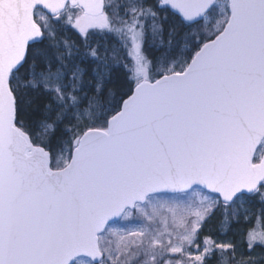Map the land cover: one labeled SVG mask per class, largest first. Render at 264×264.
Returning a JSON list of instances; mask_svg holds the SVG:
<instances>
[{"label":"snow or ice","instance_id":"snow-or-ice-1","mask_svg":"<svg viewBox=\"0 0 264 264\" xmlns=\"http://www.w3.org/2000/svg\"><path fill=\"white\" fill-rule=\"evenodd\" d=\"M0 264H264V0H0Z\"/></svg>","mask_w":264,"mask_h":264},{"label":"trees","instance_id":"trees-1","mask_svg":"<svg viewBox=\"0 0 264 264\" xmlns=\"http://www.w3.org/2000/svg\"><path fill=\"white\" fill-rule=\"evenodd\" d=\"M149 52H150V55H155V54H156L155 51L152 50V49H150ZM124 55H125V53L122 52V53H121V56H124ZM128 59L130 60L131 58L129 57Z\"/></svg>","mask_w":264,"mask_h":264}]
</instances>
